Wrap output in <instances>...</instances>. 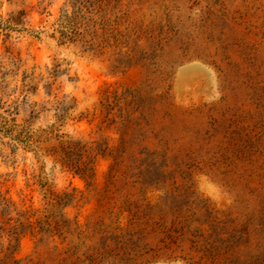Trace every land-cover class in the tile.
<instances>
[{
    "label": "rangeland",
    "instance_id": "obj_1",
    "mask_svg": "<svg viewBox=\"0 0 264 264\" xmlns=\"http://www.w3.org/2000/svg\"><path fill=\"white\" fill-rule=\"evenodd\" d=\"M0 18V107L35 136L0 134V264H264V0H0Z\"/></svg>",
    "mask_w": 264,
    "mask_h": 264
},
{
    "label": "trees",
    "instance_id": "obj_2",
    "mask_svg": "<svg viewBox=\"0 0 264 264\" xmlns=\"http://www.w3.org/2000/svg\"><path fill=\"white\" fill-rule=\"evenodd\" d=\"M15 25L17 21L11 19L9 21H3L0 18V30L2 32H13L16 31ZM12 113L9 110L0 107V134L3 137L10 138L13 142L30 148L35 136L27 132L24 129H18L17 124L14 119L11 118ZM42 136L48 138L53 135V133H46L42 131ZM36 139H41V137ZM62 166L74 171L75 174L80 175L84 179H91L93 177L92 169L88 168L86 163L79 162L75 159L76 156H81V148L75 143H61L58 152L56 154Z\"/></svg>",
    "mask_w": 264,
    "mask_h": 264
}]
</instances>
